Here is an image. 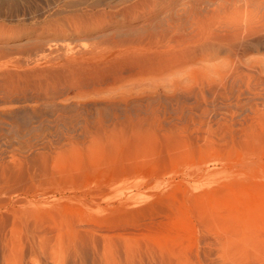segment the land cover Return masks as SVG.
Here are the masks:
<instances>
[{
    "label": "rangeland",
    "instance_id": "obj_1",
    "mask_svg": "<svg viewBox=\"0 0 264 264\" xmlns=\"http://www.w3.org/2000/svg\"><path fill=\"white\" fill-rule=\"evenodd\" d=\"M6 1L0 264H80L86 257L83 264H264V94L246 81L245 64L240 73L224 56L192 64L177 55L190 29L191 20L179 16L184 0H29L35 8L27 12L25 0ZM239 4L235 18L229 5L218 20L262 9ZM71 54L113 60L109 74L75 92L61 70ZM262 56L264 49L254 50L245 59ZM99 117L107 129L82 132L83 119ZM67 187L78 194L69 205L58 212L44 205L45 188L49 200L64 203ZM122 192L139 197L116 216ZM102 232L115 237L103 260L91 252L81 261L66 257L68 246H93L96 234L95 243L104 241Z\"/></svg>",
    "mask_w": 264,
    "mask_h": 264
},
{
    "label": "bare ground",
    "instance_id": "obj_2",
    "mask_svg": "<svg viewBox=\"0 0 264 264\" xmlns=\"http://www.w3.org/2000/svg\"><path fill=\"white\" fill-rule=\"evenodd\" d=\"M7 1H10V2H17L16 0H7ZM6 1V2H7ZM27 1V2H26ZM128 1H130V0H128ZM21 2V1H20ZM38 2V1H37ZM183 2V3H182ZM181 3L183 4V6H184V10H182V12H180V15L179 16H182L181 14H184L185 15V17H184V15L182 16V17H184V19L185 18H187V19H190L191 21H190V29H189V31H188V33H187V38H186V40H185V42H184V44L180 47V49L178 50V52H177V55L178 56H182V57H185L186 59H187V61L189 62V63H192V64H194L196 61H198V59H201V58H210V59H213V58H216V57H221V56H224V57H226L227 59H229L230 61H231V63H232V65H233V67L235 68V70H239L240 71V73H241V70L240 69H238L239 68V66L240 65H242V64H245V66H246V68H247V70H248V73L249 74H247V76H245V78L247 77H249V80H246V81H249V83H250V81L252 80V81H254V88H253V91L255 90L256 91V95L257 96H259V97H261V98H263V96H262V94H264L262 91H264V56H262L261 58L262 59H253V60H246L245 59V57L248 55V53L250 52V51H256V52H259L260 50H262V49H264V0H184V1H182ZM244 3L245 4V6H249V5H251V4H253V3H257V6L256 7H258V5H261L262 6V9L261 10H259L258 9V12H257V8H255V6L254 5H252V8L254 7L255 9H256V14L255 13H253L251 10V13H253L252 15H250L249 13H248V11H246L247 10V8H246V10H245V8L243 9V10H245V12H246V16L249 14L250 16H248L249 17V19H241L242 17H243V15H244V13L242 12V17L239 19V16H238V19H237V17H236V19L237 20H232L233 18H235V17H233V15H236V13H234V12H236L235 10H237V9H240L241 8V6H240V4L239 3ZM22 3V2H21ZM65 3V2H64ZM63 3V4H64ZM68 3H69V1H68ZM73 3V2H72ZM92 3V2H91ZM236 3H238L237 5H235ZM32 1H29V0H25V5H24V10L23 11H25V10H31L32 9ZM71 4V3H70ZM78 3H76V5H77ZM88 4V3H87ZM96 4V3H95ZM94 3H93V5H95ZM102 4V2L100 3L99 2V4H96V5H101ZM14 5V4H13ZM17 5V4H16ZM64 5H66V4H64ZM69 5V4H68ZM64 6V7H70V6ZM72 5V4H71ZM75 5V4H74ZM74 5H72V6H74ZM75 5V6H76ZM231 7H230V6ZM233 5L234 6H237V8L236 7H234L233 8ZM60 6V5H59ZM74 6V7H75ZM102 6V5H101ZM226 6V7H225ZM227 6H229L228 8L230 9V10H233V11H231L230 12V14L232 15V19L230 18V20H228L227 19V17H230V16H228V14H227V17L225 16V19L227 20H223V22H221V20L219 21L218 19L220 18V16H219V12H220V10L222 9V10H224L225 8H227ZM239 6H240V8H239ZM56 7V6H55ZM98 7V6H97ZM107 7H109L110 9H112L111 7H113L114 8V5L112 6L111 4L110 5H108ZM202 7H204L205 8V11H206V13H203L201 10H203L202 9ZM34 8H35V5L33 4V10H34ZM94 8V7H93ZM233 8V9H232ZM14 10V9H13ZM18 10L20 11L21 9H19V7H18ZM249 10V9H248ZM253 11H254V9H252ZM111 11V10H110ZM240 11V10H239ZM25 12H27V11H25ZM34 12V11H33ZM32 12V13H33ZM109 12V11H108ZM224 12V11H223ZM222 12V13H223ZM24 13V12H23ZM119 13V11L118 10H116L115 11V14L117 15ZM221 13V14H222ZM226 13V12H225ZM225 13H223V14H225ZM227 13H229V12H227ZM237 13H238V11H237ZM239 13H241V12H239ZM248 13V14H247ZM2 14V13H1ZM17 14V13H16ZM110 14V13H109ZM222 14V15H223ZM229 14V15H230ZM32 15V14H31ZM177 15H178V13H177ZM211 15H213L212 17H211V19L209 18ZM216 15V16H215ZM226 15V14H225ZM238 15H240V14H238ZM23 16V15H22ZM33 16V15H32ZM71 16V15H70ZM215 16V17H214ZM62 17V16H61ZM68 17V16H67ZM217 17V18H216ZM12 18H13V16H12ZM16 18V17H15ZM60 18V17H59ZM66 18V17H65ZM209 19V20H213L212 18H214L216 21V23L214 22V23H212V21H210L209 22V24L207 23V22H205V20L206 19ZM223 18H224V15H223ZM223 18H221V19H223ZM244 18H247V17H244ZM76 19H77V17H76ZM181 19V18H180ZM23 20V19H22ZM177 20V19H176ZM175 20V21H176ZM208 20V21H209ZM239 20H241V21H239ZM214 21V20H213ZM81 22V21H80ZM173 22H174V20H173ZM180 22V21H179ZM183 22V21H182ZM185 22V21H184ZM212 23V24H211ZM34 24H36V23H34ZM75 24H77V23H75ZM175 24V23H174ZM182 24V23H181ZM211 24V25H210ZM179 25V24H178ZM177 25V26H178ZM176 26V25H175ZM31 27V26H30ZM78 27H80V25H78V26H75V27H73V30L74 29H76V31L75 32H78V30L77 29H79ZM87 27V26H86ZM82 28V27H81ZM54 29V28H53ZM55 30V29H54ZM60 30V29H59ZM81 30V29H80ZM88 29L87 28H85L82 32H84V31H87ZM42 31V30H41ZM57 31V30H56ZM78 34V33H77ZM46 41V40H45ZM41 45H43L42 43H40ZM45 45H47V43L45 44ZM36 46V45H35ZM38 47V46H37ZM39 47H41V46H39ZM43 47V46H42ZM42 49V48H41ZM31 52V51H30ZM32 53V52H31ZM85 53V52H84ZM84 53H81V54H84ZM92 52H90V54H91ZM89 54V53H88ZM34 55V54H33ZM72 55V54H71ZM77 55V54H76ZM76 55H72V57H70V58H68L67 59V61H65V63L63 64V66L61 67L62 69L61 70H64V75L65 76H67L69 79H70V82H69V86H70V88L71 89H73V90H75V92H78L79 91V88H80V84L81 83H89V82H96V81H102V80H104L105 79V77H107V75L109 74L108 73V68H109V64L113 61H111L110 59H108V58H106V59H104V58H101L100 56H97V55H90V56H76ZM86 55H87V51H86ZM48 57V56H47ZM62 57V56H61ZM64 57V56H63ZM250 57V56H249ZM60 58V57H59ZM66 58V57H65ZM145 58L147 59V56H145ZM255 58V57H254ZM43 60V59H42ZM52 60H54V59H52ZM60 60H61V58H60ZM66 60V59H65ZM56 61H58V59H56ZM31 63V62H30ZM49 65V64H48ZM47 65V66H48ZM243 66V65H242ZM232 67V68H233ZM46 68V67H45ZM51 68V67H50ZM57 68V67H56ZM56 68H55V70H56ZM42 69V68H41ZM48 69V68H47ZM53 70L54 69H52L51 71H49V72H53ZM58 70V69H57ZM60 70V69H59ZM34 71V70H33ZM45 71V70H44ZM32 72V71H31ZM40 72V71H39ZM56 72V71H55ZM63 72V71H62ZM35 73H36V71H35ZM246 73V72H245ZM34 74V73H33ZM47 75V76H49L48 74H50V73H48L47 74V72L46 73H44V75ZM60 74H62V73H60ZM239 74V72H236V75H234V76H236L237 77V79H238V75ZM30 75V74H29ZM51 75V74H50ZM55 75H58V74H55ZM238 75V76H237ZM243 75H246V74H243ZM35 76H37V75H35ZM53 76V75H52ZM233 76V77H234ZM38 77V76H37ZM54 77V76H53ZM32 78V77H31ZM240 79H242L241 77H239ZM244 79V78H243ZM251 79V80H250ZM47 80V79H46ZM36 81H38L37 79H36ZM251 81V82H252ZM236 82V81H235ZM244 82V81H243ZM37 84V83H36ZM245 85H247V86H251V84H249L248 85V83L247 84H245ZM38 86V85H37ZM248 87V88H249ZM251 89H252V87L250 88V92L252 93L253 91H251ZM35 91V90H34ZM55 91V90H54ZM254 91V92H255ZM253 92V93H254ZM38 93V92H37ZM36 93V94H37ZM252 93V94H253ZM258 98V97H257ZM256 98V99H257ZM84 120V119H83ZM82 120V122L84 123L83 124V126H82V132L83 133H85V132H90V129H91V127L92 126H100V127H102V128H105V129H107L109 126V123L107 122L108 120L107 119H105V118H102V117H99V119L98 120H95V121H93L92 122V120L90 121V120H88V119H85V121H83ZM94 120V119H93ZM116 120V119H115ZM109 121H111V122H113V119L112 120H109ZM118 121V120H117ZM92 122V123H91ZM107 122V123H106ZM117 123V122H116ZM95 124V125H94ZM112 125H114L113 123H111ZM122 124H123V122H122ZM65 125V124H64ZM119 125V124H118ZM67 126V125H66ZM69 126V125H68ZM73 126V125H72ZM91 126V127H90ZM115 126H116V124H115ZM65 127V126H64ZM70 128H72L71 127V125L69 126ZM68 127V128H69ZM95 127H93V128H95ZM66 128V127H65ZM67 129V128H66ZM73 129V128H72ZM71 130V129H70ZM70 130H67V131H70ZM73 130H75V128L73 129ZM72 130V131H73ZM119 160V159H118ZM122 160V159H121ZM117 164V163H116ZM119 165V164H118ZM118 169V168H117ZM136 172V171H135ZM36 188V187H35ZM35 188H34V190H33V193H34V191H35ZM78 188V187H77ZM90 188V187H89ZM82 189V188H81ZM45 191H43V193H42V195H40V196H43V195H45V197L42 199V202L44 203V205L46 204V206L50 209H52V208H54V209H56V208H64V207H66L65 205H69L70 204V202H71V200H75L77 197H78V194H77V190H75L74 188H71V187H67V188H65L64 189V193L66 194V196H65V202L63 203V202H59L58 200H49L48 199V197H49V190H47L46 188L44 189ZM88 190V189H87ZM36 191H37V189H36ZM36 191H35V193L34 194H36ZM66 191V192H65ZM82 191V190H81ZM86 191V190H85ZM91 191H93V190H91ZM80 192V191H79ZM112 192V191H111ZM32 193V194H33ZM81 193V192H80ZM85 193V192H84ZM41 194V193H40ZM89 194V193H88ZM90 194H93V195H95L94 194V192L93 193H90ZM122 194H123V192H122ZM102 195V194H101ZM100 195V196H101ZM104 195V194H103ZM109 195V194H108ZM112 195V194H111ZM114 195V194H113ZM120 195V194H119ZM124 196H122V197H120L119 199H118V201L116 202V207L114 208V205H115V202L112 204V203H109V204H106V206L107 205H109V208L110 207H112V208H114L115 210L117 209V210H119V211H117V212H115V214H116V216H117V213L118 212H120L121 210H124V211H126L127 210V207L128 206H134V201H136V203H137V200H135V199H137V197H139V196H137V194L135 193V194H132V192L131 193H125V194H123ZM32 196V195H31ZM10 198V197H9ZM98 198V197H97ZM102 198V197H101ZM118 198V197H117ZM81 199H83V198H81ZM87 199V198H86ZM92 199V198H91ZM25 200H26V198H25ZM32 200V199H31ZM95 200V199H94ZM108 200V199H107ZM8 201V200H7ZM69 202V204H67L68 202ZM98 201H99V199H98ZM30 202V201H29ZM66 203V204H65ZM99 203H101V202H98V204ZM95 204V203H94ZM102 204V203H101ZM110 204H112V205H110ZM131 204H133V205H131ZM95 205H97V204H95ZM151 205V204H150ZM153 205V204H152ZM151 205V206H152ZM71 206V205H70ZM100 206V205H99ZM105 206V207H106ZM149 206V205H148ZM153 206H155V205H153ZM68 207V206H67ZM95 208H96V206H94ZM97 207H98V205H97ZM101 207H102V205H101ZM104 207V206H103ZM102 207V208H103ZM135 207V206H134ZM133 207V208H134ZM44 208H46V207H44ZM90 208V207H89ZM88 208V209H89ZM94 208V209H95ZM101 208V209H102ZM109 208H106V209H109ZM138 208V207H137ZM137 208H135V210L134 211H136L137 210ZM140 208V207H139ZM138 208V209H139ZM147 208H149V207H147ZM152 208V207H151ZM38 209V208H37ZM53 209V210H54ZM91 209V208H90ZM93 209V210H94ZM99 210H100V207L98 208ZM130 209V208H129ZM142 208H140L139 210H141ZM9 210V209H8ZM58 209H56V211H57ZM92 210V209H91ZM97 211V212H100V211H102V210H104V209H102V210H100V211ZM110 211H111V208L109 209ZM132 210V209H131ZM143 210H144V208H143ZM149 210V209H148ZM16 211H18V210H16ZM36 211H38V210H36ZM41 211H42V209H41ZM145 211V210H144ZM58 212V211H57ZM59 212H61V211H59ZM88 212V211H87ZM96 212V211H95ZM104 212V211H103ZM109 212V211H108ZM113 212V211H112ZM112 212H110L109 214H110V216L109 217H111V213ZM138 212V211H137ZM141 212V211H140ZM143 212V211H142ZM37 213H39V212H37ZM42 213H44V212H42ZM77 213V212H76ZM86 213V212H85ZM105 213V212H104ZM122 213V212H121ZM17 214V213H16ZM29 214V213H28ZM33 214H34V211H33ZM89 214H90V211H89ZM93 214H94V211H93ZM107 214V213H106ZM106 214H104V216H106ZM129 214V213H128ZM138 214V213H137ZM30 215V214H29ZM85 215V214H84ZM83 215V216H84ZM120 215H122V214H120ZM34 216V215H33ZM86 216V215H85ZM91 216H92V214H91ZM103 216V217H104ZM130 216V215H129ZM56 217V216H55ZM69 217V216H68ZM74 217V216H73ZM76 217V216H75ZM87 217V216H86ZM90 217V216H89ZM88 217V218H89ZM79 218V217H78ZM120 218V217H119ZM62 219V218H61ZM61 219H60V221H61ZM64 219V218H63ZM114 219V218H113ZM58 220V219H57ZM74 220V219H73ZM119 220V219H118ZM78 221V220H77ZM75 223V222H74ZM77 223V222H76ZM59 224H61L60 222H59ZM115 224V223H114ZM63 225H65V224H63ZM110 225V224H109ZM64 227V226H63ZM70 227V226H69ZM69 227H64L65 228V230H66V228H69ZM120 227V226H119ZM89 228V227H88ZM121 228V227H120ZM74 229H76V228H74ZM87 229V228H86ZM126 229V228H125ZM64 230V229H63ZM64 230V231H65ZM89 230V229H88ZM90 230H93L92 228L90 229ZM93 232V231H92ZM100 232V231H99ZM111 232V231H110ZM113 232V231H112ZM138 232V231H137ZM69 233V234H68ZM66 235H67V237L69 236V240H72V239H75L74 238V236L72 235V233L71 232H68ZM103 233V232H102ZM109 233V232H108ZM104 234L103 233V237L101 238V239H103L104 241H102V240H98L99 242L98 243H100V241H102L103 242V244H104V249H100V247L98 246V245H100V244H98V243H95V242H97V241H94V239H95V237L96 238H98L99 239V237H97L98 235L96 234L95 236H93L94 238H93V246L91 245V244H89L90 246H92L91 248H89V245H88V242L87 241H90V240H88V239H84L83 241L85 242V240H87L86 242H87V247L88 248H81L80 246H78L77 244L75 245V244H73V246H68L67 248H66V252H67V254H69L68 256H66V257H70V255H71V258H75L76 259V261H77V259L79 258L80 260H78V261H81V260H83L84 259V257L85 256H88V255H86L87 253H89V252H91L92 254L91 255H93V261L95 260H103L104 259V257L106 256V253H105V250H106V247L108 246V245H110V244H113L112 242L111 243H109L110 241V239H114L115 237H113V236H111V235H109V234ZM117 233V232H116ZM75 234V233H74ZM77 234V233H76ZM79 234V233H78ZM91 235V232L89 233L88 232V235ZM94 234H95V231H94ZM93 233H92V235H94ZM100 234H101V232H100ZM112 234V233H111ZM80 235V234H79ZM92 235H91V238H92ZM117 235H119V234H117ZM120 235H121V233H120ZM81 236H83L82 234H81ZM84 236H85V233H84ZM87 236V235H86ZM85 238V237H84ZM88 238H89V236H88ZM82 239H83V237H82ZM120 240H122V239H120ZM82 241V240H81ZM91 241V242H92ZM72 242V241H71ZM84 242H82V243H84ZM76 243V242H75ZM82 243H80V244H82ZM90 243V242H89ZM70 244V243H69ZM79 244V245H80ZM85 244V243H84ZM95 244H98L97 246L95 245ZM103 244L101 243V245L103 246ZM67 245V244H66ZM71 245V244H70ZM82 246H84V245H82ZM85 247V246H84ZM126 247V246H125ZM127 248V247H126ZM126 252H127V254H129V249H126ZM128 256V255H127ZM87 258V257H86ZM85 258V259H86ZM85 259L83 260L84 262H86L85 261ZM69 260V259H68ZM71 260V259H70ZM72 261V260H71ZM74 261V260H73ZM75 262V261H74ZM74 262H72V263H74ZM84 262H81L82 264L84 263ZM80 263V264H81ZM74 264H76V263H74Z\"/></svg>",
    "mask_w": 264,
    "mask_h": 264
}]
</instances>
